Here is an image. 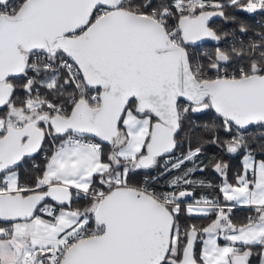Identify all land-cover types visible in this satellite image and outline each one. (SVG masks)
Returning <instances> with one entry per match:
<instances>
[{
  "label": "snow or ice",
  "instance_id": "6c2138e0",
  "mask_svg": "<svg viewBox=\"0 0 264 264\" xmlns=\"http://www.w3.org/2000/svg\"><path fill=\"white\" fill-rule=\"evenodd\" d=\"M0 264H264V0H0Z\"/></svg>",
  "mask_w": 264,
  "mask_h": 264
},
{
  "label": "trees",
  "instance_id": "16d2710c",
  "mask_svg": "<svg viewBox=\"0 0 264 264\" xmlns=\"http://www.w3.org/2000/svg\"><path fill=\"white\" fill-rule=\"evenodd\" d=\"M259 19V17H255V18H250L249 19V23H253L255 24V22ZM231 163L233 164L234 168H238L239 167V163L237 161H231ZM206 176L207 179L209 180H212V181H215L216 183H219L220 182V178L218 177L217 174L209 171V172H206L204 174ZM161 183H163V180L161 181ZM251 214L249 212L248 209L246 208H243V207H238L234 210V217L237 219V220H243L247 215ZM193 222H196V223H201V224H206L208 222L207 219H203V218H193Z\"/></svg>",
  "mask_w": 264,
  "mask_h": 264
},
{
  "label": "built area",
  "instance_id": "2783aa9c",
  "mask_svg": "<svg viewBox=\"0 0 264 264\" xmlns=\"http://www.w3.org/2000/svg\"><path fill=\"white\" fill-rule=\"evenodd\" d=\"M259 20V19H258Z\"/></svg>",
  "mask_w": 264,
  "mask_h": 264
}]
</instances>
